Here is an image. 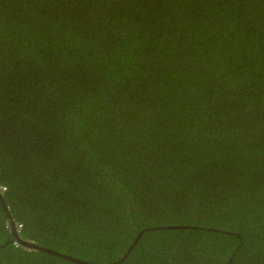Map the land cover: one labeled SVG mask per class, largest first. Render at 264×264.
Wrapping results in <instances>:
<instances>
[{"label": "trees", "instance_id": "trees-1", "mask_svg": "<svg viewBox=\"0 0 264 264\" xmlns=\"http://www.w3.org/2000/svg\"><path fill=\"white\" fill-rule=\"evenodd\" d=\"M0 264H264V0H0Z\"/></svg>", "mask_w": 264, "mask_h": 264}, {"label": "water", "instance_id": "water-1", "mask_svg": "<svg viewBox=\"0 0 264 264\" xmlns=\"http://www.w3.org/2000/svg\"><path fill=\"white\" fill-rule=\"evenodd\" d=\"M9 224H10V227H11L12 231H13L14 234H15V239H16V241H17L18 243H20V244H22V245H24V246L30 247V248H31V247H32V248H40V247L37 246L36 244L31 243V242H28V241H26V240H24V239H21L19 236H17V234H16V229H15V226H14V223L10 220V221H9ZM41 249H44V248H41ZM44 250L49 251V252H52V253H55V254H58V255H60V256H63V255H64V254H61V253L56 252V251L51 250V249H44ZM64 257H67V256H64ZM69 258H70V257H69ZM70 259H72V258H70ZM73 260H75V259H73Z\"/></svg>", "mask_w": 264, "mask_h": 264}]
</instances>
